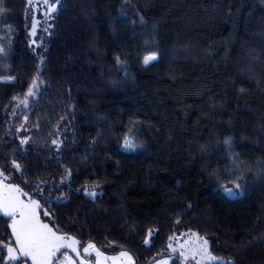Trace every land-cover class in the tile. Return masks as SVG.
<instances>
[{
	"label": "trees",
	"instance_id": "obj_1",
	"mask_svg": "<svg viewBox=\"0 0 264 264\" xmlns=\"http://www.w3.org/2000/svg\"><path fill=\"white\" fill-rule=\"evenodd\" d=\"M30 1L0 0L6 182L80 247L152 264L194 232L225 262L264 264V0H58L36 44Z\"/></svg>",
	"mask_w": 264,
	"mask_h": 264
},
{
	"label": "snow or ice",
	"instance_id": "obj_2",
	"mask_svg": "<svg viewBox=\"0 0 264 264\" xmlns=\"http://www.w3.org/2000/svg\"><path fill=\"white\" fill-rule=\"evenodd\" d=\"M45 3H47V0H45ZM54 10V4L48 7V12ZM36 26L37 22L34 21L32 35H35ZM155 58L154 55H149L144 58L143 62L144 64H148ZM37 84L38 81L34 79L28 88L27 95L32 96L35 94ZM25 103L27 102L25 101ZM126 147H131V145L126 144ZM15 167L19 169L20 166L15 165ZM228 191L229 193L231 192V190ZM20 195L21 192L18 187L6 184L3 180H0V213L11 218L12 223L9 227L15 239V247L10 244L0 245V256L4 254L5 249L7 250V257L3 264H19L21 258L30 259L32 264H53V259L62 248H69L73 252H77V248L75 247L77 242L71 237L57 235L47 224H42L36 212V209L40 205L34 200L25 203L20 199ZM17 217L19 218L17 219ZM198 239L202 240V243L192 251L193 259L197 256L200 257L196 261V264H202V262H206V264H217L218 258L210 254L207 239ZM145 243H148V241L145 240ZM89 249H94V245L89 244L84 249V252L88 253ZM77 255H79L78 252ZM96 255L99 258L102 256V253L96 251ZM120 258H124L127 264H132V257L127 252H121L120 257H113L112 259L115 262ZM185 259H188V257H185ZM65 264H73V262L69 257L65 256ZM81 264H83V261H81ZM96 264H103V261L97 259ZM161 264H168V262L162 261ZM218 264H230V262H225L220 259Z\"/></svg>",
	"mask_w": 264,
	"mask_h": 264
},
{
	"label": "rangeland",
	"instance_id": "obj_3",
	"mask_svg": "<svg viewBox=\"0 0 264 264\" xmlns=\"http://www.w3.org/2000/svg\"><path fill=\"white\" fill-rule=\"evenodd\" d=\"M57 2H58V0H47V3H45V0H31L30 1V4L32 6L33 15H34V17L32 19V25H33L34 21L37 22V26L35 28V35L31 34L33 32V27L31 26V31H30L31 39L35 38L36 32L39 29L40 23H47V21H50V19H52L53 15L57 9ZM53 4L55 5V10L52 12H48V7L50 5H53ZM32 43L36 44L34 39L32 40ZM149 55H154L157 58V55L155 53H147L145 55V57L149 56ZM156 58L154 60L150 61L149 63L155 61ZM143 61H144V59H143ZM145 65H147V64H145ZM3 80H9V79H3ZM34 95H32V96L26 95L25 99L20 103L19 110H21V111L25 110L29 104V101L32 98H34ZM25 101L27 103H25ZM17 129H18V135L21 138L23 145L27 146L28 145L27 142L30 139L32 129L28 125L26 119H24V118L22 119V124L19 125L17 127ZM126 144H130L131 147H126ZM134 148H135V143L133 142V139H131V137H127L125 139L123 149L126 151H129V150H132ZM0 180H3L4 183H6V184H10V183L6 182V180L2 177L1 174H0ZM234 183H236V184H232V183L224 184L223 186L220 187V189L223 190L227 196L236 195L239 193V190H240L239 186L240 185L237 184L238 182H234ZM10 185H12V184H10ZM12 186H14V185H12ZM228 190H231V192L229 193ZM20 199L23 200L25 203L32 201V199H27V198L23 197L22 193L20 195ZM34 201H36V200H34ZM36 212H37L38 217H39V208L36 209ZM0 216L7 218L8 225H10L12 223V220L10 217L4 216L3 213H0ZM18 218L19 217H17V219ZM39 220H40V217H39ZM40 222L42 224H46V223H43L41 220H40ZM48 227L51 228L53 231H55L50 225H48ZM9 229H10L11 239H12V243H10V245L15 247V239L12 236V231H11L10 227H9ZM150 233L151 232H149L147 237H146L147 241L152 235V233L151 234ZM56 234L61 235V236H65V237H70V236L59 234L57 232H56ZM193 234H195V235H193ZM71 238L77 242L75 247L77 248V252L79 253V255H77V252H73L69 248H62L60 250V252H58L56 254V257L53 259V264H65V256L69 257L72 260L73 264H81V261H83V264H96L97 259H101L103 261V264H127V261L124 258H120L119 260H117L115 262L113 261L112 258L113 257H120L121 252L116 254V255H107V254L102 253L93 243H89V244L94 245V249H89L88 253H85L84 249L89 244L85 245L84 247H80L78 241L73 237H71ZM198 238H203V237H199L194 232H188V233H182L180 235H174L173 237H171L170 242L168 244V251L170 252L171 255L168 257L160 258V259L154 261L152 264H161L162 261H167L168 264H172L174 259H176L177 264H196V261L199 260L200 257L197 256L195 259H193L192 258V251L195 247H197L199 244L202 243V240H200ZM96 251L101 252L102 256L98 258L96 255ZM122 252H126V251H122ZM6 257H7V250L5 249L4 261H5ZM185 257H188V259H185ZM23 259H24V261H21ZM219 260L220 259L218 258V261ZM218 261H217V264H218ZM19 264H32V262L28 258H21L19 261ZM132 264H134L133 258H132ZM202 264H206V262H202Z\"/></svg>",
	"mask_w": 264,
	"mask_h": 264
},
{
	"label": "water",
	"instance_id": "obj_4",
	"mask_svg": "<svg viewBox=\"0 0 264 264\" xmlns=\"http://www.w3.org/2000/svg\"><path fill=\"white\" fill-rule=\"evenodd\" d=\"M0 245H5V244H3V243H0Z\"/></svg>",
	"mask_w": 264,
	"mask_h": 264
}]
</instances>
